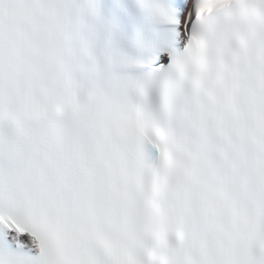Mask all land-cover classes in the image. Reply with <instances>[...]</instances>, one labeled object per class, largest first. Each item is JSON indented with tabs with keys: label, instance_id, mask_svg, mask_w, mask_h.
<instances>
[{
	"label": "snow or ice",
	"instance_id": "obj_1",
	"mask_svg": "<svg viewBox=\"0 0 264 264\" xmlns=\"http://www.w3.org/2000/svg\"><path fill=\"white\" fill-rule=\"evenodd\" d=\"M0 264H264V0H0Z\"/></svg>",
	"mask_w": 264,
	"mask_h": 264
}]
</instances>
